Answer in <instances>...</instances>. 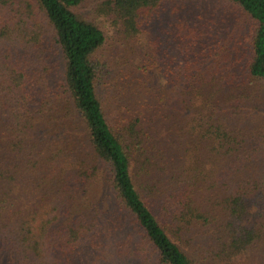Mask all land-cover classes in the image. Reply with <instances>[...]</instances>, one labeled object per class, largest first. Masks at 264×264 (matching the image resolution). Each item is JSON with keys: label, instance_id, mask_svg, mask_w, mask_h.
<instances>
[{"label": "trees", "instance_id": "1", "mask_svg": "<svg viewBox=\"0 0 264 264\" xmlns=\"http://www.w3.org/2000/svg\"><path fill=\"white\" fill-rule=\"evenodd\" d=\"M91 1L0 0V264H264V0L147 61L190 0H105L112 35Z\"/></svg>", "mask_w": 264, "mask_h": 264}, {"label": "rangeland", "instance_id": "2", "mask_svg": "<svg viewBox=\"0 0 264 264\" xmlns=\"http://www.w3.org/2000/svg\"><path fill=\"white\" fill-rule=\"evenodd\" d=\"M106 2L105 0L91 1L78 8L76 12L86 20L104 28L107 35H112L113 28H116L114 26L116 19L106 14V12H102L101 7ZM174 9L176 12L173 13ZM178 19L185 20L187 24H193L192 26H196L199 32L201 30L212 31L213 33H219V36L220 34L227 35L231 37L230 39L235 37L244 38L243 35L249 34L252 25L250 19L239 8L226 0H190L184 3H167L161 7L159 13L155 14L154 21L151 22L150 28L148 27L147 30H152V33L157 34L153 37L157 45H154L153 40L150 42L152 38L149 35H144L135 45L128 44L124 48L125 52H129L132 58L143 61L152 58L151 55L159 60L163 52L172 54L174 46L165 36L161 35L163 33L161 30L173 26ZM254 114H257V112ZM79 260V258L72 259L71 257V264H81ZM82 264H93V262L88 260L86 263L85 261L82 262Z\"/></svg>", "mask_w": 264, "mask_h": 264}]
</instances>
